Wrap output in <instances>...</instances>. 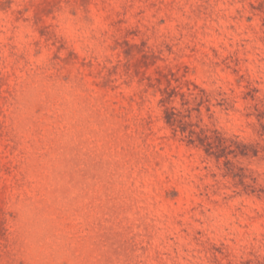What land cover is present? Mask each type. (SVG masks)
I'll return each mask as SVG.
<instances>
[{"label":"rangeland","instance_id":"rangeland-1","mask_svg":"<svg viewBox=\"0 0 264 264\" xmlns=\"http://www.w3.org/2000/svg\"><path fill=\"white\" fill-rule=\"evenodd\" d=\"M0 264H264V0H0Z\"/></svg>","mask_w":264,"mask_h":264}]
</instances>
